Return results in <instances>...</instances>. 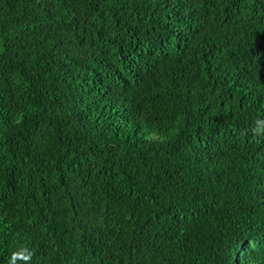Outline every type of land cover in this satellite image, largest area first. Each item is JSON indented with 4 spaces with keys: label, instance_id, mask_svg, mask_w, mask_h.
<instances>
[{
    "label": "trees",
    "instance_id": "1",
    "mask_svg": "<svg viewBox=\"0 0 264 264\" xmlns=\"http://www.w3.org/2000/svg\"><path fill=\"white\" fill-rule=\"evenodd\" d=\"M264 0H0V264H264Z\"/></svg>",
    "mask_w": 264,
    "mask_h": 264
},
{
    "label": "clouds",
    "instance_id": "2",
    "mask_svg": "<svg viewBox=\"0 0 264 264\" xmlns=\"http://www.w3.org/2000/svg\"><path fill=\"white\" fill-rule=\"evenodd\" d=\"M254 131L256 133H264V119H257L256 128L254 129ZM18 257L27 261L31 259V253H29L28 255H23L22 253H13L10 264H15V261Z\"/></svg>",
    "mask_w": 264,
    "mask_h": 264
}]
</instances>
